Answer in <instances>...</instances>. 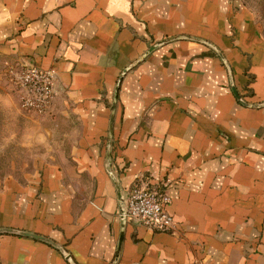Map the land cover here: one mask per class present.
<instances>
[{"label":"crops","instance_id":"obj_1","mask_svg":"<svg viewBox=\"0 0 264 264\" xmlns=\"http://www.w3.org/2000/svg\"><path fill=\"white\" fill-rule=\"evenodd\" d=\"M241 12L0 0V103L69 143L63 162L0 181V229L42 237L0 232V264H264V36ZM22 66L53 71L45 115L18 107L9 68ZM138 176L169 196L170 229L121 226Z\"/></svg>","mask_w":264,"mask_h":264},{"label":"rangeland","instance_id":"obj_2","mask_svg":"<svg viewBox=\"0 0 264 264\" xmlns=\"http://www.w3.org/2000/svg\"><path fill=\"white\" fill-rule=\"evenodd\" d=\"M231 3L241 9L242 14L238 16L253 19L264 36V0H231ZM16 108V102L8 106L0 103V181L13 178L24 182L32 177L40 163H61L68 152V142H59L54 135L49 137L54 138L53 141H48L36 122L15 121L21 117ZM60 123L64 127L63 122Z\"/></svg>","mask_w":264,"mask_h":264},{"label":"built area","instance_id":"obj_3","mask_svg":"<svg viewBox=\"0 0 264 264\" xmlns=\"http://www.w3.org/2000/svg\"><path fill=\"white\" fill-rule=\"evenodd\" d=\"M9 72L17 87L19 109L37 116L48 113L54 95L52 69L22 66L10 67ZM169 202V196L159 186L138 176L118 204L120 223L126 224L131 219L147 228L166 231L172 225V217L166 210Z\"/></svg>","mask_w":264,"mask_h":264},{"label":"water","instance_id":"obj_4","mask_svg":"<svg viewBox=\"0 0 264 264\" xmlns=\"http://www.w3.org/2000/svg\"><path fill=\"white\" fill-rule=\"evenodd\" d=\"M208 46H210L217 54H220V52L218 51V49L208 43V42H205ZM223 63L227 66V63L225 61V59L223 57H221ZM228 67V66H227ZM230 85H231V89L233 91V93L235 94V96L237 97L238 101L241 102L242 104L244 105H249L248 103H246L245 101L242 100V98L238 95L232 81L230 80ZM121 226H125V223L124 222H121ZM0 232H7V233H16V234H24V235H27V236H32V237H36V238H39V239H42L41 236L39 235H36V234H33V233H29V232H24V231H15V230H11V229H0ZM45 240V239H44ZM60 251H61V254L67 259L69 260L70 259V255L63 249L60 248Z\"/></svg>","mask_w":264,"mask_h":264},{"label":"trees","instance_id":"obj_5","mask_svg":"<svg viewBox=\"0 0 264 264\" xmlns=\"http://www.w3.org/2000/svg\"><path fill=\"white\" fill-rule=\"evenodd\" d=\"M159 190H160V191L162 190L161 187H159Z\"/></svg>","mask_w":264,"mask_h":264}]
</instances>
